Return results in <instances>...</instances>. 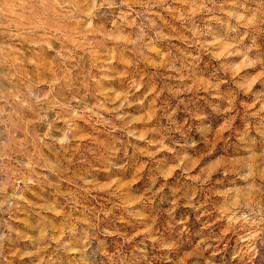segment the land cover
<instances>
[{"label": "rangeland", "instance_id": "rangeland-1", "mask_svg": "<svg viewBox=\"0 0 264 264\" xmlns=\"http://www.w3.org/2000/svg\"><path fill=\"white\" fill-rule=\"evenodd\" d=\"M0 264H264V0H0Z\"/></svg>", "mask_w": 264, "mask_h": 264}]
</instances>
